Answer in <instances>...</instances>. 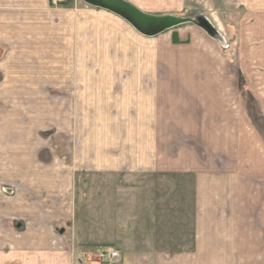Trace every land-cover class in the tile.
Listing matches in <instances>:
<instances>
[{"label": "rangeland", "instance_id": "obj_1", "mask_svg": "<svg viewBox=\"0 0 264 264\" xmlns=\"http://www.w3.org/2000/svg\"><path fill=\"white\" fill-rule=\"evenodd\" d=\"M48 2L0 0L1 226L18 224V217H8L11 202L13 208L24 203L17 199L14 204L11 199L13 176L23 180L24 172L32 171L28 177L42 176L47 183L63 180L68 184L65 188L72 181L71 212L75 203L79 226L99 239L115 242L120 232L136 223L154 224L160 237L170 230L182 240L183 227L193 228L195 222L194 177L141 173L135 167V146L142 139L136 137L138 119L152 108L157 116L205 111L214 116L222 107L238 113L241 162L246 163L241 171L262 175L264 135L259 111L249 105L258 111L256 129H249L248 105L237 99V89L222 88V82L235 80L232 71L237 65L231 49L230 10H225L218 26L205 10L174 12L191 20L158 35L142 36L118 15L82 0ZM203 16L217 32L210 34L200 25ZM141 84L149 89L140 91L158 93L152 99H147L152 97L149 93H138L149 105L137 103L131 90ZM184 91L188 92L182 95ZM246 97L247 91L241 89L244 103ZM196 139L203 141L204 148L206 141L226 153L234 150L238 137ZM161 140L177 147L178 138ZM144 179L156 183L153 190L133 193L145 194L141 202L145 215L134 222L120 216L126 206L120 192L121 188L135 192L136 182ZM91 258L99 261L95 255Z\"/></svg>", "mask_w": 264, "mask_h": 264}, {"label": "crops", "instance_id": "obj_2", "mask_svg": "<svg viewBox=\"0 0 264 264\" xmlns=\"http://www.w3.org/2000/svg\"><path fill=\"white\" fill-rule=\"evenodd\" d=\"M125 1L156 16L174 15L181 10L190 13L193 9L205 10L206 16L217 26L222 23L220 19L226 14L225 10H230L231 49L232 55L237 57V65L232 71L235 80L222 82V88L237 89V99L242 105H248L246 115L252 125L249 129H256V113L259 111L264 135V0ZM44 3L49 2L44 0ZM140 88L149 89L141 84L131 90H135L136 96L149 93L140 91ZM241 89L247 91L246 103L245 98H240ZM149 94L152 97L147 99L158 93ZM143 98L137 96L136 102L149 105L150 101ZM250 104L258 111L255 112ZM142 113L145 117L138 119L136 129V137L142 139L135 146V167L141 173L178 172L195 179V222L193 228L190 224L183 227V239L176 240L170 230H165L160 237V230L154 224L143 226L136 223L124 233L120 232L115 242L99 239L79 226L74 216L75 203L71 212L68 191L72 190V181L70 187L65 188L68 184L63 180L60 183L53 178V183H47L42 176L35 179L27 176L35 172L25 171L23 180L16 178L15 173L13 176L14 191L11 189V194L14 196L11 199L14 204L17 199L24 203L13 208L10 201L11 215L8 217H18V224L0 225V264H264V162L260 176L255 171H241L246 163L241 162L240 115L223 107L214 116L208 111L181 117L168 113L157 116L153 108ZM208 136H235L238 140L232 145L234 150L225 153L206 141L205 148L202 147V138ZM161 138H178L177 147L170 143L161 144ZM180 138H184L183 141ZM155 183L154 179L139 180L135 192L121 188L126 206L120 216L134 222L143 218L145 213L141 202H144L145 194L133 193L153 190ZM73 196L75 201L76 193ZM153 213L151 209V215ZM192 232L194 239H191ZM113 251L118 252V257L110 256ZM102 252L107 255L101 257ZM92 255L99 261L93 260Z\"/></svg>", "mask_w": 264, "mask_h": 264}, {"label": "water", "instance_id": "obj_3", "mask_svg": "<svg viewBox=\"0 0 264 264\" xmlns=\"http://www.w3.org/2000/svg\"><path fill=\"white\" fill-rule=\"evenodd\" d=\"M85 2L108 9L129 21L144 35H156L177 24L186 23L190 18L174 15L156 16L147 14L125 0H84ZM201 25V24H200ZM204 26V25H201Z\"/></svg>", "mask_w": 264, "mask_h": 264}, {"label": "trees", "instance_id": "obj_4", "mask_svg": "<svg viewBox=\"0 0 264 264\" xmlns=\"http://www.w3.org/2000/svg\"><path fill=\"white\" fill-rule=\"evenodd\" d=\"M192 16V15H191ZM204 17V19H203V21L201 22V25H204V26H202L208 33H212L213 34V31L214 32H217L216 30H214L213 29V26H212V24H211V21L206 17V16H203ZM215 34H217V33H215ZM213 35V36H216V35ZM218 35V34H217Z\"/></svg>", "mask_w": 264, "mask_h": 264}, {"label": "built area", "instance_id": "obj_5", "mask_svg": "<svg viewBox=\"0 0 264 264\" xmlns=\"http://www.w3.org/2000/svg\"><path fill=\"white\" fill-rule=\"evenodd\" d=\"M52 1V3L54 4V5H59V4H63L64 2H66V0H51ZM107 254L105 253V252H102L101 254H100V256L101 257H104V256H106ZM109 255V254H108ZM110 256L112 257V258H115V257H118V252L117 251H113V252H111L110 253Z\"/></svg>", "mask_w": 264, "mask_h": 264}]
</instances>
